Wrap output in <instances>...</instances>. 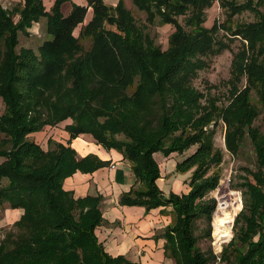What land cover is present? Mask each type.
I'll list each match as a JSON object with an SVG mask.
<instances>
[{"label": "trees", "instance_id": "1", "mask_svg": "<svg viewBox=\"0 0 264 264\" xmlns=\"http://www.w3.org/2000/svg\"><path fill=\"white\" fill-rule=\"evenodd\" d=\"M20 1L11 11L0 6V207L22 210L0 240V264H132L109 255L95 234L106 222L102 196L75 198L63 188L77 172L110 165L91 153L78 157L71 142L79 135L128 163L134 183L120 205L144 207L145 213L171 208L159 236L165 257L175 264H210L217 257L204 254L198 242L211 238L215 202L206 197L221 179L223 155L213 141L219 122L226 151L237 156L248 141L255 169H242L250 179L238 185L242 208L218 259L264 264V131L254 125L264 111V0H131L145 13L142 25L124 0L114 6L54 0L48 12L43 0ZM64 3L71 4L67 16ZM214 3L224 20L207 27L206 12ZM89 8L91 19L83 25ZM244 11L254 21L234 19ZM41 19L49 38L37 53L17 50L19 33ZM156 24L173 27L164 50L146 32ZM234 41L240 44L226 82L228 101L221 104L211 93L214 86L203 94L193 80L207 59ZM60 126L68 135L64 142L49 137L43 148L29 139ZM192 147L174 166L179 175L190 173L187 192L165 195L154 155H183Z\"/></svg>", "mask_w": 264, "mask_h": 264}, {"label": "crops", "instance_id": "2", "mask_svg": "<svg viewBox=\"0 0 264 264\" xmlns=\"http://www.w3.org/2000/svg\"><path fill=\"white\" fill-rule=\"evenodd\" d=\"M5 1L9 5L8 8L5 7ZM0 2V6L11 11L21 1L0 0ZM53 2L54 0H43L47 12L50 10ZM71 2L80 6L87 4L85 0H71ZM104 2L114 6L118 0H104ZM11 4L12 6L10 7ZM62 11L63 15L67 16L71 11V4L64 3ZM15 16L18 19V16ZM90 19L91 9L89 8L83 25L88 23ZM45 22V19H41L38 23L32 24L27 30V34L39 33L41 27L45 29ZM19 37L20 33L18 40ZM61 132L63 135L59 139H62L61 142H64L68 139V135L64 131ZM71 146L80 158L91 153L102 161L110 162L109 166L100 168L92 174L77 172L73 176L66 178L63 182V188L73 192L75 198L93 194H100L102 196L103 199L99 208L106 222L96 228L95 234L103 244L105 251L112 257L122 255L132 264H175L171 258L165 257V241L159 237L171 220L169 213L171 208L167 207L165 213L161 212V208L152 209L148 213H145L144 207L120 205L119 199L121 194L128 192L134 183L128 163L123 161L122 156L116 151H106L101 146L96 145L88 135H79L76 139L72 140ZM158 155L162 156L160 153H157L154 157ZM175 155L177 154H171L164 159H173ZM2 160L0 158V163ZM180 177L181 175L174 172L170 176L171 182L166 181L164 178L165 181L162 187L159 185L161 179L157 183L162 192L167 195L169 191H174L172 183L176 182V179ZM183 192H187L186 185ZM21 214V209H6L2 225H6L9 218L13 219L11 223L16 222Z\"/></svg>", "mask_w": 264, "mask_h": 264}, {"label": "rangeland", "instance_id": "3", "mask_svg": "<svg viewBox=\"0 0 264 264\" xmlns=\"http://www.w3.org/2000/svg\"><path fill=\"white\" fill-rule=\"evenodd\" d=\"M1 3V2H0ZM6 8L9 7L7 1H5ZM124 4L128 10L132 13L136 22L139 25H142L145 20V13L138 11L133 5L131 0H124ZM12 4L10 5V7ZM62 11V8H61ZM205 26L210 27L214 20L222 22L224 20V12L218 6L217 3H214L213 6L208 9ZM63 14V11H62ZM236 21L250 22L254 21V16L252 12L244 11L242 14L234 18ZM14 20H17V17H14ZM179 22L183 23V18H178ZM111 28V27H110ZM78 29V28H77ZM173 27L171 25H158L150 26L146 29V32L150 37L159 45L163 50L167 47V38L172 33ZM77 31L74 32L76 36ZM223 33H221L222 35ZM45 29L40 28L39 33H30V34H20L19 44L17 50L20 48H29L37 53L39 46L48 39ZM239 42L234 41L230 44L228 50L223 51L221 54L216 55L210 59L206 60V66L204 69L198 71L196 78L193 80L194 86L202 92L207 94L208 89L211 86V93L216 94L219 97L220 103L225 104L228 101L227 97V85L226 82L230 77V64L232 60V55L237 51L239 47ZM3 110V103L0 99V114ZM254 125L259 127L261 131H264V111H261L258 118L255 120ZM211 128V127H210ZM61 126L56 127V129H51L45 127L40 133L36 135H29V139L37 142L43 148H45L46 140L49 137L54 139H59L63 135L61 132ZM1 138V135H0ZM214 146L221 150L223 158L221 164L218 166L217 170L220 171L221 179L216 190L209 193L206 198L213 199L215 202V209L212 214L211 219V238L203 239L198 242V247L201 251L208 255L210 252L217 257L216 260L212 261L210 264H222L218 256L221 252V249L226 245L232 238V226L235 216L239 213L242 208L241 193L239 189V183L243 181V178H249L247 174L242 170L247 168L249 170L255 169V157L252 151V148L248 141H246L242 148L240 149L237 156H231L224 145V126L222 122H219L218 127L215 129L213 136ZM196 147H192L190 150L185 152L183 155H175L173 159H164L158 155L156 161L159 165L161 172V180L159 185L162 187L164 181L171 182L170 176L174 173L175 162L181 160L184 156H187L194 152ZM190 177V173L181 175L179 179H176V182H173L174 192L182 193L185 189L187 180ZM165 178V180H164ZM170 184V186H172ZM168 189V188H167ZM6 213V207H0V240L3 238L5 232L8 230H13L12 218L8 219V223L2 225L4 222V217ZM215 217L219 218H229L230 229L229 235L222 237L221 243L218 242L217 238L219 234L215 231ZM199 229H204L205 225L202 222L198 223ZM220 244H218V243Z\"/></svg>", "mask_w": 264, "mask_h": 264}, {"label": "bare ground", "instance_id": "4", "mask_svg": "<svg viewBox=\"0 0 264 264\" xmlns=\"http://www.w3.org/2000/svg\"><path fill=\"white\" fill-rule=\"evenodd\" d=\"M229 229H230L229 218L215 217V231L217 232V234H219L217 238L218 242L221 243V241H223L222 237H226L227 235H229Z\"/></svg>", "mask_w": 264, "mask_h": 264}]
</instances>
